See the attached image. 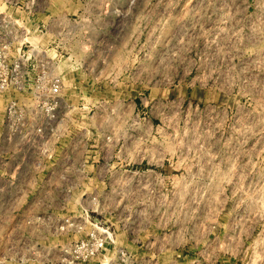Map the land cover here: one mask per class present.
Returning a JSON list of instances; mask_svg holds the SVG:
<instances>
[{
	"label": "rangeland",
	"instance_id": "374dc122",
	"mask_svg": "<svg viewBox=\"0 0 264 264\" xmlns=\"http://www.w3.org/2000/svg\"><path fill=\"white\" fill-rule=\"evenodd\" d=\"M1 44L60 88L0 93V264H264V0H0Z\"/></svg>",
	"mask_w": 264,
	"mask_h": 264
},
{
	"label": "built area",
	"instance_id": "2783aa9c",
	"mask_svg": "<svg viewBox=\"0 0 264 264\" xmlns=\"http://www.w3.org/2000/svg\"><path fill=\"white\" fill-rule=\"evenodd\" d=\"M22 47L16 49L18 59L9 54V44L0 45V93L8 91H25V74L29 73L34 82L33 92L39 93L40 86L43 84L47 91V98H53L59 92V82L51 75V61L44 64L38 59V53L30 57L31 67L29 72L25 73L22 64L20 51ZM48 115L51 116V108ZM108 242L103 234L91 233L85 239L76 242L72 248L75 259L85 262L92 257L98 256L106 250Z\"/></svg>",
	"mask_w": 264,
	"mask_h": 264
}]
</instances>
